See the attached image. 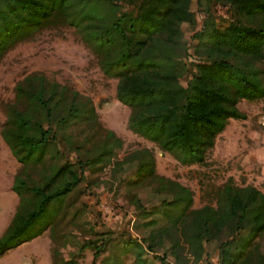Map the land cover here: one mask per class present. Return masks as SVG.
Returning a JSON list of instances; mask_svg holds the SVG:
<instances>
[{
  "label": "trees",
  "instance_id": "1",
  "mask_svg": "<svg viewBox=\"0 0 264 264\" xmlns=\"http://www.w3.org/2000/svg\"><path fill=\"white\" fill-rule=\"evenodd\" d=\"M116 1L0 0V51L34 26L46 23L50 15H63L67 22L83 29L86 40L99 55L101 70L117 77L114 96L129 106L127 127L183 163L201 161L226 119L244 116L236 101L241 97L264 96V82L257 69L250 71L225 58L227 54L261 56L264 28L228 21L219 30L212 19L204 17L192 36L196 40L194 50L202 49L205 53L193 63L194 71L183 75L191 62L177 55L175 49L179 23L193 20L189 0H121L130 5L124 9ZM214 1L226 2L247 15L264 16V0ZM196 4L199 6L200 0ZM213 53L221 56L213 57ZM14 88L18 98L25 97L43 115L33 118L12 104L6 105L0 134L22 163V169L11 183L18 203L0 234V253L27 239L32 227L42 222L80 180L83 162L77 156H62L58 137L71 123L95 120L94 107L87 97L81 98L76 90L47 80L42 73L24 75ZM66 93H70V99L64 112L58 113ZM42 120H53L55 127L44 125ZM51 147L63 161L34 181L25 167L42 161ZM108 150L101 149L89 162L108 159ZM132 160H135L137 179L156 180L171 196L162 197L158 205L148 210L143 209L149 217L146 223L164 219L166 224L148 229L141 239L144 246L131 236L124 237L121 252L133 250L137 264H145L150 257L167 264L163 261L168 254L175 264H181L175 232L185 237L195 254L202 249L201 240H207L225 225L228 234L217 243L216 264L264 262V252L260 254L255 246V238L264 232V195L260 190L253 185L238 187L225 182L218 190L215 207L202 205L188 209L189 190L155 173L153 155L148 148L135 149L118 163ZM157 249H162V254L152 252ZM110 264H122V261L115 255Z\"/></svg>",
  "mask_w": 264,
  "mask_h": 264
},
{
  "label": "rangeland",
  "instance_id": "2",
  "mask_svg": "<svg viewBox=\"0 0 264 264\" xmlns=\"http://www.w3.org/2000/svg\"><path fill=\"white\" fill-rule=\"evenodd\" d=\"M200 2L197 6L196 0H189L193 20L179 23L175 53L191 62L183 75L194 71L193 63L202 59L205 53L202 49L194 50L196 40L192 36L204 17L212 19L219 30L228 21L264 28L263 15H247L223 1ZM116 3L121 9L130 7L121 0ZM49 17L46 23L34 26L0 51V129L5 123L8 104L30 113L33 118L43 115L25 97L18 98L15 93V83L30 73H42L47 80L76 90L81 98L87 97L94 107L95 120L71 123L60 132L57 145L61 155L81 159L82 176L57 207L32 227L27 239L0 253V264H110L115 255L122 264H137L133 260V250L120 251L121 239L131 236L144 246L141 239L147 230L163 224L164 219L146 223L149 217L143 209L148 210L150 206L158 205L162 197L171 196L156 180L137 179L135 160L118 163L138 148L146 147L151 151L157 175L189 190L188 209L202 205L215 207L218 190L225 182L238 187L253 185L264 195V96L239 98L236 107L244 116L226 119L201 161L183 163L127 127L129 106L114 96L117 77L101 70L99 55L93 44L86 40L83 29L67 22L61 14L54 13ZM219 56L213 53V57ZM225 58L250 71L257 69L264 82V48L262 55L256 58L230 54ZM66 94L58 113L64 112L70 99V93ZM42 122L55 127L53 120ZM103 148H109L108 159L89 162ZM53 149L46 151L43 160L33 167H25L34 181H39L41 174L47 173L55 164L62 163L63 157ZM21 169L22 163L14 157L0 134V234L18 203V195L12 190L11 183ZM135 177L137 180L133 181ZM227 232L228 228L222 225L207 240H201L202 249L195 254L190 251L185 237L175 232L174 237L180 245V263L216 264L217 243ZM99 243L102 246L97 247ZM255 246L260 254L264 252V232L255 238ZM152 252L162 254L163 250ZM148 255L150 257L151 252ZM163 262L175 264L170 254ZM145 264L162 262L150 257Z\"/></svg>",
  "mask_w": 264,
  "mask_h": 264
}]
</instances>
